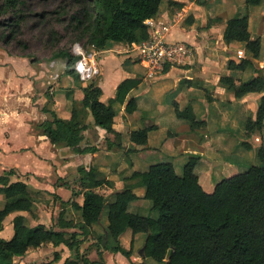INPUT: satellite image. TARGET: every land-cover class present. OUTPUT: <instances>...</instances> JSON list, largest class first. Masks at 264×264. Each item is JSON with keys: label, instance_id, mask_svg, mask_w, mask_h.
I'll list each match as a JSON object with an SVG mask.
<instances>
[{"label": "crops", "instance_id": "obj_1", "mask_svg": "<svg viewBox=\"0 0 264 264\" xmlns=\"http://www.w3.org/2000/svg\"><path fill=\"white\" fill-rule=\"evenodd\" d=\"M164 1L158 15L147 20V24L152 26L149 32L159 33L166 43L178 47V55L183 51L184 61L189 48L187 61L184 62L189 66L172 64L168 72L162 70L156 76L154 71L159 66L143 60L136 43L132 47L108 41L105 49L94 50L93 57L100 69V77L96 80L97 75L87 82L69 75L65 69L66 61H63L64 69L60 73L55 71L49 77L50 70L45 63L0 49V175L14 170L11 181H25L35 196L33 212L19 211L6 217L1 237L9 239L13 236L14 217L22 214L31 226L43 224L67 234L78 233L79 245L74 249L64 244L54 246L52 242L43 244H50L54 255L56 251L60 253V258L52 264H63L67 257L74 258L77 254L87 257L92 264H158L144 253L145 233L133 237L134 247L129 258L100 245L99 236L104 234L108 224L106 210L88 234L83 232L80 227L82 212L73 205L74 201L80 205L83 203V194L74 195V191L88 190L80 181L81 168L93 166L97 168L99 177L111 182L93 189L111 200L115 192L134 182L125 177L135 170H146L154 163L170 161L176 172L182 174L190 155L198 154L201 156L198 167L200 181L207 191H212L228 168H240L238 163L246 159L250 152L257 154L264 136L255 132L248 136L244 122L249 116L256 118L262 94L249 93L237 100L231 90L219 84L221 76L231 73L227 67L229 60L239 62L242 58L250 57L244 42L226 43L224 40L228 18L237 12L245 14V0H218V5H212V9L208 5V12L196 0H174L183 3L185 11L192 9L196 14L197 24L191 27L173 25L172 13L163 9ZM249 11V29L254 37L261 38L262 48L258 58H251L253 65L237 73L243 80L258 75V69L264 72V23L261 22L264 19V2L251 6ZM207 20L209 23L205 25ZM198 22H201L199 27ZM135 57H138V62H135ZM108 64L119 69V73L106 75ZM125 78L142 80L129 95L137 99L138 108L129 113L126 112L125 103L114 104L116 117L113 127L122 135L115 138L113 133L97 124L92 110L83 106L82 88L90 83L99 86L102 89L100 100L109 103ZM144 82L148 83L145 90H139ZM182 83L186 87H182ZM171 86L177 90H169ZM66 89L73 91L80 121L85 125L82 143L96 147L95 152L80 155L66 145L52 143L44 131L43 123L52 120L49 110H54L64 119L71 117L72 102L66 96ZM171 92L175 96L170 100L166 95ZM207 92L212 95V100L207 99ZM174 102L180 108L191 105L197 119L205 121L206 125L192 129L188 123L182 122L176 126L174 136L170 137V127L177 119ZM150 126L154 128L149 132L146 145L131 141L130 133L133 130ZM109 140L114 145L109 146ZM235 141L237 143L233 148ZM243 142L250 146L247 152L237 149ZM134 192L138 199L129 206L132 212L142 214V210L152 207L145 197V186L136 187ZM0 199L3 201L2 207L3 195H0ZM88 239L99 249L95 247L90 252H84L83 245ZM131 240L130 231L121 238L125 246Z\"/></svg>", "mask_w": 264, "mask_h": 264}, {"label": "trees", "instance_id": "obj_2", "mask_svg": "<svg viewBox=\"0 0 264 264\" xmlns=\"http://www.w3.org/2000/svg\"><path fill=\"white\" fill-rule=\"evenodd\" d=\"M43 1L47 5L52 0ZM163 1L60 0L56 6H45L35 12L30 0H0V49L5 48L11 54L28 56L36 61L38 59L32 49L40 44L53 51L52 60L66 61V72L79 79L75 68L79 57L72 52L75 43H80L87 51L105 49L108 41L140 44L150 38L147 20L158 15ZM263 2L245 0L247 12H237L228 18L225 42H244L250 57L242 58L239 62L229 60L227 67L231 73L221 76L219 80L220 86L231 90L237 100L249 93L262 94L256 118L249 116L245 121L248 135L257 130L262 136L264 72L258 69V75L249 80H243L237 73L253 65L251 58L260 56L261 38L254 37L249 29L248 9ZM63 41L66 43L62 44ZM170 67L165 65L163 72H168ZM141 82L140 78H125L109 103L100 100L102 89L90 83L82 88L84 97L81 102L92 110L97 124L113 133L115 138H121L122 135L113 127L116 117L114 104L125 103L126 112L136 111L137 99L129 95ZM66 90V96L72 102L71 117L64 119L54 110H49L52 120L43 123L44 131L52 143L66 145L80 155L95 152L96 147L82 143L85 125L80 121L73 91ZM206 95L208 100L213 99L208 92ZM174 108L177 119L170 127V137L174 136L176 126L182 122L188 123L192 129L206 125L205 121L197 119L191 105L180 108L174 102ZM153 128L133 130L130 133L131 141L146 145ZM108 142L109 146L114 145L110 140ZM257 157L261 164L251 165L244 172L221 179L212 191H207L200 181L198 167L201 156L198 154L190 155L182 174L176 172L170 161L154 163L146 170H135L125 177L134 182L115 192L111 200L93 190L111 182L99 177L97 168L93 166L81 168L80 181L88 190L74 191V195L83 194V203L73 202L82 212L80 227L88 234L106 210L108 224L104 234L99 236L100 244L104 249L120 252L128 258L133 252V237L145 233L144 253L158 264H264V142L257 149ZM14 173V170H9L0 175V195L4 197V204L0 208V232L8 215L19 211L33 212L35 208V196L28 184L25 181H11ZM139 186L146 187L145 197L160 213L158 217L129 209L130 204L138 199L134 189ZM13 227L11 238L0 236V264H20L15 261L16 257H22L30 249L47 242H52L54 246L64 244L70 249L79 245L77 232L67 234L43 224L31 226L22 214L14 217ZM127 231L131 232L132 240L125 246L121 238ZM59 258L60 253L56 251L53 260L42 264H52ZM63 264L92 262L77 254L74 258L67 257Z\"/></svg>", "mask_w": 264, "mask_h": 264}, {"label": "rangeland", "instance_id": "obj_3", "mask_svg": "<svg viewBox=\"0 0 264 264\" xmlns=\"http://www.w3.org/2000/svg\"><path fill=\"white\" fill-rule=\"evenodd\" d=\"M197 3L199 5H201V7H205L207 10L206 12L209 11V8H208V5L210 4V6L214 5V4H217L218 5V0H203L202 2L200 0H196ZM210 1V2H209ZM30 2L33 4L32 6V10L35 11V12H39L41 11L45 6H47L48 8L52 7V6H56L60 0H52L51 3L49 2L47 5H44V1L43 0H30ZM163 9L165 10H169L172 15H173V21H171V23L174 24H177V25H181V26H184V27H191L195 24H197V20H196V14L193 13L192 9H187L186 11L183 9L184 7V4L179 2V1H174V0H166L164 1L163 3ZM214 6L210 7V9H212ZM250 9V8H249ZM248 9V11H249ZM227 10V9H226ZM247 12V9L245 10L244 13ZM240 14H242L241 12H238ZM250 13V11H249ZM201 16H205L204 14H202ZM207 16V15H206ZM209 20H211L210 18H208ZM256 20V19H254ZM261 22L264 23V19L261 20ZM208 20L206 21L205 25L208 24ZM201 24V22H198V25L197 27H199V25ZM152 29V26L150 27ZM152 34V35H151ZM160 38L164 41L163 37L160 36L159 33H153V32H150V38ZM66 41H63L62 44H65ZM141 44V43H140ZM140 44H137V45H140ZM69 46V44H68ZM133 47V45H130ZM129 46V49L131 48ZM74 45L72 46V49H73ZM118 47H123V46H118ZM127 47V45H126ZM84 48V47H83ZM5 49V48H4ZM85 49V48H84ZM189 48H187V51H188ZM86 50V49H85ZM139 50V49H138ZM73 51V50H72ZM94 50H89V53H93ZM186 51V57L189 55V52ZM52 50L51 49H47V48H43L42 45H37V46H34L33 49H32V53L34 54L35 57H37V59L43 63H45L47 65V67L49 68L50 70V74H49V77L52 76L55 71L57 72H61L63 69H64V66H63V60H52L51 58V55H52ZM132 52V51H131ZM141 52V50H139V53ZM182 52L178 55L176 54L175 55V59L172 61V62H175V63H172L170 61H166L164 64L162 65H158L159 67H157L154 71V75H159L164 66L165 65H172V64H176L177 65H181V66H189V65H184V62L187 61L186 57H185V61L183 60V55H182ZM135 54V53H134ZM141 56V55H139ZM99 57V56H98ZM136 58V61L135 62H138V57H135ZM141 58V57H140ZM129 61V59H127ZM181 60V61H180ZM37 61V60H36ZM179 61V62H178ZM52 63H54V65H52ZM126 65H129V63H126ZM108 73H113V74H118L119 73V69H116V67H114L112 64H108L106 66V75ZM105 75V76H106ZM99 75L97 76L96 80L99 79ZM148 83L147 82H144V84L142 85V87L139 89V90H145V87ZM181 85H183L182 87H186V84L182 83ZM155 90V89H153ZM168 90V89H167ZM169 90H177V89H172V86L170 87ZM166 96H169V99L171 100V98H174V94L173 92L171 93H168ZM235 111V110H234ZM244 126H245V122H244ZM246 129V127H245ZM255 133L259 134V131H254ZM250 135H253V134H250ZM248 135V136H250ZM260 136V134H259ZM236 141L233 142V148L234 146H236ZM230 145V144H228ZM242 147V148H241ZM241 147H237L238 151H244V152H247V150H250V147L245 144L243 142V145H241ZM244 148V149H243ZM244 155H247V153H245ZM254 164H261V161L259 160V158L257 157V154L256 152H250L248 154V156L246 157V159H244L243 161H240L238 163V166L240 168H228L227 172L224 173L222 175V178H219L220 180L229 176V175H232L236 172H244L246 171L251 165H254ZM179 171L181 172V170L179 169ZM218 180V181H220ZM2 199H0V207L2 205ZM148 202H151V200H148ZM141 213L143 215H150V216H153V217H158L160 215V213L153 209V207H148V208H145L144 210L141 211ZM6 222V220H5ZM4 222V223H5ZM6 236V235H5ZM90 239H88L86 242H84V245H83V251L86 252H90L92 251L95 247H97L95 244H90ZM105 241L102 243L104 244ZM101 245V244H100ZM99 247V246H98ZM97 247V249H99ZM35 249V248H34ZM30 249L29 252L23 256V257H16L15 258V261L19 262L20 264H42L43 262H49L53 259L54 257V249L51 247V245H43L41 248L39 249Z\"/></svg>", "mask_w": 264, "mask_h": 264}, {"label": "built area", "instance_id": "obj_4", "mask_svg": "<svg viewBox=\"0 0 264 264\" xmlns=\"http://www.w3.org/2000/svg\"><path fill=\"white\" fill-rule=\"evenodd\" d=\"M140 55L150 65H162L166 61H172L178 53V47L170 45L160 38H149L139 45ZM73 53L79 58L75 63L79 79L82 82L91 81L100 72L93 53L85 50L80 43H75Z\"/></svg>", "mask_w": 264, "mask_h": 264}, {"label": "water", "instance_id": "obj_5", "mask_svg": "<svg viewBox=\"0 0 264 264\" xmlns=\"http://www.w3.org/2000/svg\"><path fill=\"white\" fill-rule=\"evenodd\" d=\"M145 248V247H144Z\"/></svg>", "mask_w": 264, "mask_h": 264}]
</instances>
